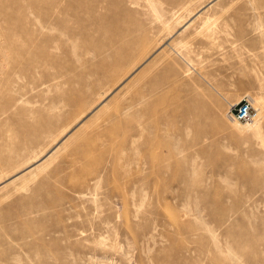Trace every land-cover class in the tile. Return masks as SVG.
Here are the masks:
<instances>
[{"label":"rangeland","instance_id":"1","mask_svg":"<svg viewBox=\"0 0 264 264\" xmlns=\"http://www.w3.org/2000/svg\"><path fill=\"white\" fill-rule=\"evenodd\" d=\"M0 264H264V0H0Z\"/></svg>","mask_w":264,"mask_h":264},{"label":"built area","instance_id":"2","mask_svg":"<svg viewBox=\"0 0 264 264\" xmlns=\"http://www.w3.org/2000/svg\"><path fill=\"white\" fill-rule=\"evenodd\" d=\"M257 110L254 108L251 99L244 98L234 106L230 107L228 116L231 120L247 124L253 122L257 118Z\"/></svg>","mask_w":264,"mask_h":264},{"label":"bare ground","instance_id":"3","mask_svg":"<svg viewBox=\"0 0 264 264\" xmlns=\"http://www.w3.org/2000/svg\"><path fill=\"white\" fill-rule=\"evenodd\" d=\"M132 75H133V74H132ZM117 88H118V87H117ZM104 102H105V101H104ZM104 102H103L102 104L99 103L100 106H103ZM99 104H98V105H99ZM104 106H105V104H104ZM49 153H50V152H49ZM46 156H47V155H46ZM23 172H24V171H23ZM18 175H19V174H18ZM14 178H15V176H14Z\"/></svg>","mask_w":264,"mask_h":264}]
</instances>
